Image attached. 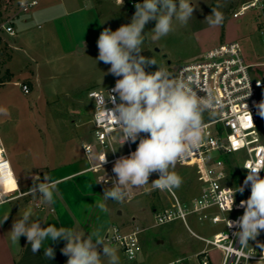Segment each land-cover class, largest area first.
<instances>
[{"label":"rangeland","instance_id":"rangeland-1","mask_svg":"<svg viewBox=\"0 0 264 264\" xmlns=\"http://www.w3.org/2000/svg\"><path fill=\"white\" fill-rule=\"evenodd\" d=\"M242 1L191 0L195 10L187 25H180L174 21V31L158 41H152L150 31L155 27L156 21H150L144 29L143 46L152 51L159 66L167 69L188 62L198 57L209 47L231 39H238L241 42L243 53L249 61L262 62L264 61V39L257 30L253 12L248 10L240 19L232 16V12ZM0 2L3 3L2 8H5V5L8 6L9 0H0ZM95 3L97 0H80L78 6L74 8L75 11L72 13L70 21L63 23V32L69 33L68 29L74 30L77 41L67 49L59 46L57 35L45 32L47 26L42 29L36 27L30 31L32 33L26 38L25 36L18 38L23 45L19 49L14 47L16 35L0 32V64L3 62L0 67L1 74L5 69L9 71L11 69L26 70L29 76L23 82L30 86L29 93H24L21 86L12 83L0 88V108L7 109V118L2 121L1 127H10L12 125L10 120L16 118L20 119V123L25 127L29 123L36 128L40 127L42 138L48 140L49 137L59 140L64 138L59 129L62 119L69 118L73 123L72 120L76 117L82 118L83 115H90L92 110L83 108L75 102L74 97L81 96L83 100L89 102L92 100L87 93L89 87L105 89L112 84L114 78L109 73L110 65L101 61L96 62L99 54L97 47L99 35L105 28L115 31L121 25L131 23L133 17L131 11L117 3L116 0H104L103 7L101 5L99 8L102 7L101 9L105 11L110 9V14L113 15L112 17L106 14L101 16L91 8V5ZM212 8H217L224 15V23L221 26L211 27L205 20L212 14ZM64 39L66 40L65 36ZM22 59L25 60L26 65L22 63ZM10 74L12 76L11 71ZM4 76L7 75L4 74ZM49 93L53 96L52 98L48 97ZM26 109L32 110L29 113ZM211 116L205 114L204 118ZM66 123L69 124V121ZM78 130L79 128L74 127L72 135L81 143L82 139L76 135ZM90 135L91 142L95 143L93 131ZM116 135L118 138L120 133ZM143 135L145 134L142 133L141 136ZM69 136L70 132L66 133V138ZM138 142L139 140L134 144V148L137 147ZM115 150L116 153L121 154L127 151V148L117 143ZM238 156L241 155L238 154ZM243 157L241 156V160ZM235 162L231 161L232 164ZM29 165L30 163L25 162L22 166L24 169L25 167L28 169ZM174 171L183 179L182 185L175 189L179 196L188 201L187 199L197 195L200 187L197 168L176 165ZM28 181L26 180L24 183ZM102 185L105 189L106 186ZM147 188V190L143 188L144 192L138 193L123 204L112 200L105 202L108 211L102 213L96 227H88V234L98 231L106 246L118 250L120 264H127L121 247L117 243L107 240L106 234L112 231L114 225L119 226L122 231H130L138 226L144 228L139 233L141 253L145 258L144 264H159L184 256L189 258L188 264H197L195 254L205 246V242L193 232L212 238L213 233L220 229V225L201 221L195 214L188 215L187 223L176 219L156 224L155 212L169 203V194L166 191L149 188V186ZM80 229L83 230V228ZM263 237L264 231L255 241L250 240V242L251 244L258 242L263 244L264 241H260V238ZM209 247L214 259L220 260V251L212 246ZM98 251L102 254V246L98 247ZM104 264H107L106 259ZM248 264H264V260H251Z\"/></svg>","mask_w":264,"mask_h":264},{"label":"clouds","instance_id":"clouds-1","mask_svg":"<svg viewBox=\"0 0 264 264\" xmlns=\"http://www.w3.org/2000/svg\"><path fill=\"white\" fill-rule=\"evenodd\" d=\"M194 10L191 0H143L135 4L131 23L123 24L115 31L105 28L99 35L96 62L110 65L109 73L119 79L111 92H107V97L102 98V111L97 112V122L110 128L114 125L120 133L121 146L139 140L135 151L115 161L112 187L104 189L102 202H95L102 211H108L105 202L109 200L120 204L130 200L133 188L151 184L152 188L159 190L178 189L183 179L174 171L176 164L188 158L203 143L205 114L215 115L223 107L212 88L201 89L191 77L179 76L142 54L146 24L156 21L150 32L151 40L158 41L174 31V21L187 25ZM205 20L209 26L218 27L224 23V15L217 8H212V14ZM153 65H158L157 70L146 71ZM199 92L204 94L199 95ZM117 96L119 103L116 102ZM106 100L113 103L112 109L107 108ZM244 107L251 116L246 104ZM257 108L259 116L264 118V101ZM0 113L7 114V109L0 108ZM142 133L145 135L141 136ZM105 163L106 154L100 158V166L103 168ZM244 168L248 172L243 185L231 192L230 200L231 211L235 193L243 194L250 186V196L241 200L239 205L244 209L243 215L230 221L228 226L238 229L233 233L240 246L236 250L247 248L249 241H255L264 231V178L260 176L264 162ZM153 173H157L159 178L149 183ZM102 181L105 180L98 183ZM3 183L4 176L0 172V187ZM57 183L44 174L42 181L35 178L29 192L34 196L39 193L38 198L51 204L54 193L58 194ZM5 202L0 198V204ZM33 218L29 208L14 221L9 232L13 245H19L20 237L25 236L34 254L43 248L44 256L53 260L55 250L50 246L44 248V242L64 240L66 244L61 252L68 257L67 264H104L105 259L107 264H120L118 250L106 246L98 231L85 237L82 230L56 227L55 224L42 227L40 219ZM7 219L8 216L0 219V225ZM99 246H102V254L98 251ZM258 247L264 249V244L258 243Z\"/></svg>","mask_w":264,"mask_h":264},{"label":"built area","instance_id":"built-area-1","mask_svg":"<svg viewBox=\"0 0 264 264\" xmlns=\"http://www.w3.org/2000/svg\"><path fill=\"white\" fill-rule=\"evenodd\" d=\"M116 1L130 11H135L136 3L143 2V0H123L122 4V0ZM7 4L10 10L0 21V32L15 35L17 21L29 14L39 4V0H9ZM248 10L253 12L257 30L264 39V0H243L232 12V16L240 19ZM168 70L184 78L191 77L193 81L198 82L201 89L212 88L223 107L204 122L205 136L200 148L176 164L184 166L189 163V166L197 168L199 193L185 201L175 189L162 190L168 192L169 203L155 212L156 224L176 219L187 223L188 215L195 214L201 221L222 225L223 228L215 231L212 238L193 232L205 242V246L195 254L197 264H214L209 246L220 251L218 264H248L251 260H264V249L258 247L259 242L251 244L249 241L247 248L236 250L240 246L233 233L238 229L228 227L230 221H235L243 215L244 209L239 206L240 201L250 196V186L243 194L235 193L234 204L230 211L231 192L243 185L248 172L244 167L264 162V118L259 116L257 108V105L264 101V62H248L241 42L238 39H231L205 50L188 62L171 66ZM117 79L119 77H114L112 84L105 89L92 88L88 91V96L94 103L91 122L95 143L88 142L83 145L87 158L92 160L93 156L96 157L94 162L91 161L88 169L98 172L100 181L105 180L102 184L107 188L112 187V181L115 179L112 171L115 161L136 150L135 143L126 142L124 146L127 151L121 154L112 152L115 150V145L120 143V136L117 138L116 135L119 132L114 125L110 128L109 125L97 122V112L102 111L101 100L107 97V92H111ZM20 86L24 93L30 92L27 83H20ZM250 92L251 94L248 95ZM116 102H120L118 96ZM245 104L251 116L245 109ZM106 106L108 109L114 107L110 100H106ZM105 154L107 163L103 164L102 168L100 158ZM238 154L244 156L242 160ZM233 160L236 161L235 164L231 163ZM0 165H2L0 172L4 176L3 186L0 187V198L6 201L9 199L6 192L17 187V180L5 149L1 145ZM260 176L264 178V170L260 172ZM158 178V174L153 173L149 177V182ZM136 193L133 188L132 198ZM143 230L144 228L136 226L130 231H122L119 226L114 225L112 231L107 232L106 239L121 247L127 264H144L140 260L142 248L139 238V233ZM260 241H264V237L260 238ZM188 262L189 258L180 257L161 264H188Z\"/></svg>","mask_w":264,"mask_h":264},{"label":"crops","instance_id":"crops-1","mask_svg":"<svg viewBox=\"0 0 264 264\" xmlns=\"http://www.w3.org/2000/svg\"><path fill=\"white\" fill-rule=\"evenodd\" d=\"M79 3L80 0H39V4L29 14L17 21L15 49L23 46L18 38L23 36L26 38L32 33L30 31L36 27L42 29L44 26H47L46 33L51 32L57 35L59 46L67 49L72 43L76 44L74 30L68 29L70 30L69 33L63 32L62 25H64L65 21H70L71 15L75 11L74 8ZM103 3L104 0H97V3L91 5V8L101 16L106 14L112 17L113 14H110V9H106V11L101 9ZM101 5L102 7L99 8ZM68 30L66 28V31ZM45 32L43 33L45 34ZM142 54L145 57L155 59L152 51L145 46H143ZM244 56L248 62L252 63L246 55ZM22 60V63L25 64V60ZM157 67L158 65L150 66L146 71H155ZM10 71L12 72L11 80L1 84V89L8 83L20 86V83H25L23 80L29 76L28 72L23 69L16 71L11 69ZM92 88L94 87H89L88 91ZM50 94L48 97L51 96L52 98L53 96ZM43 98L49 101L47 97L43 96ZM74 99L83 108L90 109L92 112L89 116L83 115L82 118H74L72 120L73 123L70 122L69 118L62 119V123H59L61 127L59 129L60 134L64 135L63 140L49 137L46 140L41 137L40 127L36 128L30 123L25 127L20 123V119L16 118L10 120L12 122L10 127H1V123L6 120L7 115L0 113V145L5 149L17 180V187L6 192V196L9 199L5 203L0 204V219L8 216V219L0 225V264H67L68 257L61 252V249L66 244L64 240L44 242V248H47V246L54 248L55 257L53 260H49L44 256L43 248L34 254L25 236L20 237L19 245L11 243L9 232L12 230L14 221L20 219L26 209H32L33 219L39 218L42 227L55 224L56 227L64 226L77 230H82L80 228H83L82 231L85 232V237L89 233L88 227H96L102 213L105 212L99 209L95 203L97 201L102 202L104 188L102 182L98 183L100 179L97 172L88 169L94 159L86 158L83 151V145L91 142L90 134L93 131L91 119L94 103L93 100L89 102L83 100L81 96L74 97ZM43 108L45 107L43 106ZM26 110L30 113L32 109ZM207 120L209 118H204V122ZM68 121L69 124L66 123ZM74 127L79 128L76 135L82 139L81 143L72 135ZM69 132L70 136L66 138V133ZM59 141H62V143ZM25 162L30 163L29 167H27L28 169L26 167L25 169L23 168L25 165L22 166ZM44 174L58 182V194L54 193V200L51 204L45 203L41 198H38L39 193L34 196L29 192L35 182V178L42 181ZM26 180L29 181L24 183ZM148 186L149 188L152 187L149 184L145 187L134 188L135 192H137L136 195L144 192V189L147 190ZM181 198L183 197L181 196ZM43 219L47 220V222L45 223ZM222 228L223 226L220 225V229ZM142 254H140V260L145 263V258ZM212 258L214 264L219 263L220 260L216 261L213 256Z\"/></svg>","mask_w":264,"mask_h":264},{"label":"trees","instance_id":"trees-1","mask_svg":"<svg viewBox=\"0 0 264 264\" xmlns=\"http://www.w3.org/2000/svg\"><path fill=\"white\" fill-rule=\"evenodd\" d=\"M2 6H3V3L0 2V21L4 19L5 13L10 10V7L8 6L5 5V8H2ZM2 63L0 64V67L2 66ZM0 74H1V68H0ZM4 74H6L7 76H4ZM10 80H11L10 71L8 69H5L4 73L0 75V85Z\"/></svg>","mask_w":264,"mask_h":264},{"label":"water","instance_id":"water-1","mask_svg":"<svg viewBox=\"0 0 264 264\" xmlns=\"http://www.w3.org/2000/svg\"><path fill=\"white\" fill-rule=\"evenodd\" d=\"M130 13H132L134 15L135 11L132 10ZM156 50H158V48H156ZM169 63H170V61H169Z\"/></svg>","mask_w":264,"mask_h":264},{"label":"bare ground","instance_id":"bare-ground-1","mask_svg":"<svg viewBox=\"0 0 264 264\" xmlns=\"http://www.w3.org/2000/svg\"><path fill=\"white\" fill-rule=\"evenodd\" d=\"M184 165H187V166H189V163H186V164H184Z\"/></svg>","mask_w":264,"mask_h":264}]
</instances>
